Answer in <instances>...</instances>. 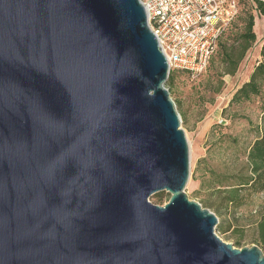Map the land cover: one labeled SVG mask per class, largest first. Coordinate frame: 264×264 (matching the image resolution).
Segmentation results:
<instances>
[{"label":"water","instance_id":"obj_1","mask_svg":"<svg viewBox=\"0 0 264 264\" xmlns=\"http://www.w3.org/2000/svg\"><path fill=\"white\" fill-rule=\"evenodd\" d=\"M169 76L141 0H0V264H264L187 195Z\"/></svg>","mask_w":264,"mask_h":264},{"label":"rangeland","instance_id":"obj_2","mask_svg":"<svg viewBox=\"0 0 264 264\" xmlns=\"http://www.w3.org/2000/svg\"><path fill=\"white\" fill-rule=\"evenodd\" d=\"M250 11L255 14L257 25L262 21L263 17H258L254 12L251 0H240L239 16L233 23L231 32L236 33L242 29L243 19ZM257 25L255 26L257 41L247 53L236 75L220 76L222 66L218 51L203 74L193 76L187 71L172 70L174 81L171 85L166 82V88L182 118V128L190 146L191 177L185 191L190 199L197 202H200L201 198L206 195V190L198 194L204 173V164L198 170L200 161L207 159V164L220 172L227 171L228 167L233 169L231 162L235 158L241 161L239 163L246 158L248 148L256 138L254 131L256 126L264 127L261 104L258 100L233 107L224 113L234 93L249 80L253 69L261 59V27L259 24L258 29ZM224 136L226 137L223 138ZM170 196V193L163 191L160 202L153 197L150 201L153 204L164 206ZM261 201L262 196H255L253 204L248 208H243L241 213L249 215L250 211L256 209ZM220 221L222 220L219 219V223ZM227 224L228 221L225 220L222 222V227H226ZM222 227H219V224L216 227L218 236L235 246L232 232H225ZM246 233L242 247L237 248L255 245L251 240L252 230H246Z\"/></svg>","mask_w":264,"mask_h":264},{"label":"trees","instance_id":"obj_3","mask_svg":"<svg viewBox=\"0 0 264 264\" xmlns=\"http://www.w3.org/2000/svg\"><path fill=\"white\" fill-rule=\"evenodd\" d=\"M251 1L258 17H264V0ZM255 20V14L250 11L243 19V27L240 31L231 32L232 24L230 30L220 39L217 52L219 51L222 66L221 77L236 75L247 53L256 43ZM229 32L231 33L226 36ZM223 38H225L224 41ZM260 57L249 80L234 93L224 113L233 107L258 100L261 104L262 122L264 123V42L261 46ZM173 81L174 74L171 71L167 84L171 85ZM254 131L256 138L249 146L246 158L242 163L235 158L231 162L233 169L228 167L227 171L220 172L210 167L207 159L200 161L198 170L204 164V173L198 194L206 190V195L199 203L204 208L212 210L222 220L219 227H222V222L228 221L226 227L222 229L225 232H232L236 247H242V241L247 236L246 230L250 229L253 244L264 251V127L256 126ZM255 196H262L261 203L256 209L251 210L249 215L242 214L241 210L250 207ZM161 197L162 192L153 196L159 202Z\"/></svg>","mask_w":264,"mask_h":264},{"label":"built area","instance_id":"obj_4","mask_svg":"<svg viewBox=\"0 0 264 264\" xmlns=\"http://www.w3.org/2000/svg\"><path fill=\"white\" fill-rule=\"evenodd\" d=\"M172 70L203 74L220 39L240 12V0H141Z\"/></svg>","mask_w":264,"mask_h":264},{"label":"crops","instance_id":"obj_5","mask_svg":"<svg viewBox=\"0 0 264 264\" xmlns=\"http://www.w3.org/2000/svg\"><path fill=\"white\" fill-rule=\"evenodd\" d=\"M259 24H260V27H261V32H260V34H261V39H262V44H263V42H264V17H263V19H262V21L261 22H259L258 23V29H259ZM262 44H261V46H262ZM254 70V69H253ZM253 72V71H252Z\"/></svg>","mask_w":264,"mask_h":264}]
</instances>
